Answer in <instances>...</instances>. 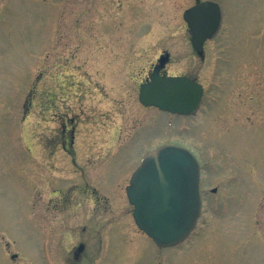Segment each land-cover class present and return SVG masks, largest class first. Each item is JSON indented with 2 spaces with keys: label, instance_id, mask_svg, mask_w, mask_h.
<instances>
[{
  "label": "rangeland",
  "instance_id": "374dc122",
  "mask_svg": "<svg viewBox=\"0 0 264 264\" xmlns=\"http://www.w3.org/2000/svg\"><path fill=\"white\" fill-rule=\"evenodd\" d=\"M214 1L201 58L182 16L197 0H0V264H264V0ZM164 51L162 72L204 87L192 115L138 101ZM163 144L201 162L198 222L170 249L126 197Z\"/></svg>",
  "mask_w": 264,
  "mask_h": 264
},
{
  "label": "water",
  "instance_id": "95a60500",
  "mask_svg": "<svg viewBox=\"0 0 264 264\" xmlns=\"http://www.w3.org/2000/svg\"><path fill=\"white\" fill-rule=\"evenodd\" d=\"M183 19L191 31V44L202 57L204 41L220 27L221 8L213 0H203L185 9ZM168 59L165 51L150 80L141 84L139 100L146 106L192 114L199 106L203 87L187 76L160 75ZM126 193L139 229L160 246L175 245L190 233L200 212L199 163L185 147L161 145L142 158Z\"/></svg>",
  "mask_w": 264,
  "mask_h": 264
},
{
  "label": "flooded vegetation",
  "instance_id": "af4514ba",
  "mask_svg": "<svg viewBox=\"0 0 264 264\" xmlns=\"http://www.w3.org/2000/svg\"><path fill=\"white\" fill-rule=\"evenodd\" d=\"M73 128L71 129V133L73 132ZM60 141H61V145H62V147L68 152V153H70V154H72V152L71 151H69V150H67L66 148H67V144L71 141L72 142V139L70 138V134H67V129H66V127L65 126H63L62 127V131H61V136H60ZM82 189V195H83V193H84V191L86 190L87 191V188L84 186V187H82L81 188ZM35 190V189H34ZM64 190H65V193H64ZM63 191L61 190V192H62V197L60 198V201L57 203V205H59L60 207H65L66 206V204H67V201H68V195H69V192L70 191H72L71 190V188L69 189V188H66V189H64ZM84 190V191H83ZM90 195H92V196H94L95 198L97 197L96 196V190L94 189V188H91L90 190ZM37 198V197H36ZM62 208V209H63ZM85 230V227H83L82 228V231H84ZM83 248H84V244L82 243V242H79L78 243V246H77V248L74 250V257L75 258H79L80 259V253H81V251L83 250Z\"/></svg>",
  "mask_w": 264,
  "mask_h": 264
}]
</instances>
